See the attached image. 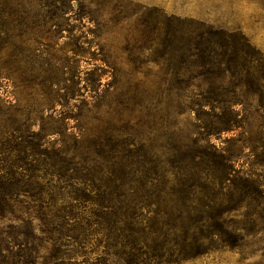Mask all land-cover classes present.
Masks as SVG:
<instances>
[{"label":"trees","instance_id":"obj_1","mask_svg":"<svg viewBox=\"0 0 264 264\" xmlns=\"http://www.w3.org/2000/svg\"><path fill=\"white\" fill-rule=\"evenodd\" d=\"M72 1L0 0V28L16 22L40 61L42 39L58 38L56 18ZM257 4L250 19L262 27ZM117 9L118 21L148 29L156 63L186 77L189 101L163 111L187 115V134L159 121V106L116 105L109 125L94 103L109 85L73 105L79 90L26 66L47 99L26 110L0 97V264H264V51L206 10L182 16L130 0ZM35 10L44 23L23 25ZM94 62L98 81L117 75L107 55ZM89 111L95 133L84 126Z\"/></svg>","mask_w":264,"mask_h":264},{"label":"rangeland","instance_id":"obj_2","mask_svg":"<svg viewBox=\"0 0 264 264\" xmlns=\"http://www.w3.org/2000/svg\"><path fill=\"white\" fill-rule=\"evenodd\" d=\"M130 1L146 6H157L167 13L182 16L195 15L197 11L206 10L213 14L210 20L221 23L228 18L233 21L234 27L237 25L243 27L245 33L264 51V25L255 26L250 19L258 10V0ZM119 2L120 0H73L67 13L56 18L57 24L61 25L57 33L58 38L42 39L44 41L38 49L42 55L40 61L26 50L28 46L34 48L35 44L17 37L19 30L16 22L12 21L6 27H1L0 30L8 32L7 35L0 33L1 99L5 98L11 104H18L26 110L38 105L41 107L47 98L38 93L46 91L42 89H47V86L39 85L41 79L29 74L26 66L28 68L43 66L47 69L45 77L48 75L58 77L60 88H74L80 91L82 96L77 104L72 102L73 105L81 106V101L92 102L94 91L109 85L108 93L94 101L95 104H100L101 109L103 107L106 109L103 119L109 125L117 121V116L113 112L116 105L159 106L161 111L167 107L185 105L189 101L185 97L186 77L173 79L162 59L159 64L153 60L158 54L156 49H149L151 43L143 34L148 32V29L138 25L134 18L117 20ZM87 11H91L94 16L86 18L84 13ZM229 11L236 12L237 17L230 18L227 15ZM35 12L36 10L26 15L22 24L30 27L42 25L47 18L37 16ZM221 15L223 19L220 18ZM92 18L97 27L90 21ZM100 54L107 55L115 64L116 76L104 75L98 81L100 73L95 68L99 65L94 59ZM168 56L167 53L163 54L164 58ZM8 77L10 79H7ZM33 78L31 82L30 79ZM178 89L181 90L178 92ZM85 115V128L95 133L98 123L93 119L94 113L89 111L85 112ZM30 118L36 121L39 114H31ZM158 120L166 125L176 120L179 132L182 135L187 134V115L175 117L172 113L163 111ZM39 124L40 122L37 126ZM44 124L52 130L59 127L48 121ZM69 125L73 126L74 122L70 121ZM74 132L71 128L70 133ZM142 137L150 138L146 132H143ZM215 142L218 143L216 140Z\"/></svg>","mask_w":264,"mask_h":264}]
</instances>
